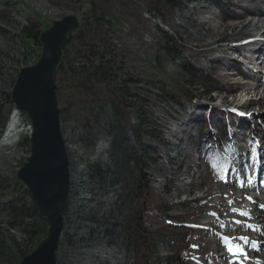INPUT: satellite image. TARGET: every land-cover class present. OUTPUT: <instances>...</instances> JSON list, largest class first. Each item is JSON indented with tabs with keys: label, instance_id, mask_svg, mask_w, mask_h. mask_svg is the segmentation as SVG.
Returning a JSON list of instances; mask_svg holds the SVG:
<instances>
[{
	"label": "rangeland",
	"instance_id": "374dc122",
	"mask_svg": "<svg viewBox=\"0 0 264 264\" xmlns=\"http://www.w3.org/2000/svg\"><path fill=\"white\" fill-rule=\"evenodd\" d=\"M258 2L182 0L176 7L162 0L105 2L109 21L95 34L98 52L105 54L91 60L103 56L111 78L90 80L86 89L64 82L59 89V124L69 153L70 187L56 264H141L142 253L150 252L147 239L153 232L167 237L152 251L154 256H172L177 264H264V256H254L253 251L264 244V236L254 232L264 220L252 219L258 214L256 207L264 205V189L249 188L256 184L258 158L264 157V102L259 100L264 62L251 61L249 54L256 56L250 50L254 43L242 52L230 49L259 38V28L251 31L254 36L235 38L226 29L229 39L213 43L221 25L260 18L264 0ZM254 6L255 15L247 17ZM86 8L82 0H0V238L12 250L21 235L3 230L4 202L17 192V170L29 155V147L18 140L29 136L28 124L19 113L18 133L5 138L14 108L6 114L4 101L24 66L19 34L31 15L51 25L67 15L79 19ZM260 37L262 43L255 47L264 51ZM166 40L179 59L163 55ZM68 49L73 58L74 48ZM80 55L73 64L87 65L85 54ZM162 69L175 85L192 94V101L180 98L175 103L165 96L159 88L169 79ZM254 70L261 72L255 71V81L240 86L238 75L252 78ZM198 75L217 81L221 90L206 93ZM236 87L240 91L234 97L228 92ZM113 106L122 116L114 113ZM113 140L118 142L115 149ZM224 145L235 152L231 160L220 157L225 163L218 168L215 153ZM146 146L158 148L160 156L146 159ZM134 158H139V166ZM96 163L101 174L87 168ZM139 174L144 193L161 198L169 213L161 215L131 194L132 180ZM234 207L244 209L234 213ZM164 218L169 219L167 224ZM127 225L144 238L143 248L135 254L124 245ZM0 264L15 263L0 257ZM149 264L157 263L151 259Z\"/></svg>",
	"mask_w": 264,
	"mask_h": 264
},
{
	"label": "trees",
	"instance_id": "16d2710c",
	"mask_svg": "<svg viewBox=\"0 0 264 264\" xmlns=\"http://www.w3.org/2000/svg\"><path fill=\"white\" fill-rule=\"evenodd\" d=\"M77 1L80 2V0ZM106 1L107 0H82L84 5L86 4L87 8L79 18L78 27L67 33V41L65 46L63 47L60 61L55 70L54 82L56 84L55 92L58 104L61 102L59 89L60 86L64 84V82L67 85L70 84L69 86L73 85L76 87L85 88L87 87V84L90 82V80L104 81L111 78L108 63L103 56H98L96 61L91 60V58H94L96 54H105V52H98L99 44L95 39V34L98 31L97 29L101 28L106 22L109 21L108 19H106ZM181 1L182 0H162L163 3L171 7L178 6ZM49 26L50 24L46 25L37 17L31 15V18L28 19L27 25L22 28L19 34V39L24 45V66L35 63V61L39 58L41 53L39 35ZM85 36H90L88 41H85ZM68 47L74 48L73 50L75 51H73V54H75V56H81L80 54L82 53L85 54L87 65H74L73 62L75 61V56H73V58H69ZM161 51L163 52L164 56L170 59L177 60L180 58V54H176L177 51L172 50L171 47L168 46V40H166L162 45ZM162 73L166 75L163 69ZM81 77L84 78L83 81H81ZM165 77L167 78V80L169 79L167 75ZM197 77L200 80L199 83L202 86L201 88H203L206 93L209 94L213 93V91L221 90V86L217 83V81L209 79L204 75H198ZM137 81L139 82V80ZM127 82L131 83L133 82V80L129 79L127 80ZM159 89L165 94L168 99L172 100L175 103H179L180 98H184L187 101L193 100L192 94L187 90L175 85L174 81L171 78L169 79L168 85H161ZM132 97H134V99L136 100L139 99V101L144 100L140 99L139 96L136 95H132ZM4 106L6 107V114H8V112L13 109V105L10 102L9 95L6 97V101H4ZM113 110L116 115L122 116L123 113L118 107L113 106ZM4 123L5 120H3L1 127H3ZM220 124L222 125V123ZM220 127L223 131V125ZM18 140L21 145L25 146L26 148L29 147L27 137L21 135L19 136ZM117 143L118 142L116 140L112 141V149L116 148ZM164 146L166 147V145ZM145 148L146 150L144 152V157L146 159L149 160L151 159V157H155L156 155L160 156L161 151L158 148L148 146H146ZM234 150L235 149L227 148V146L225 145L222 149L217 147L215 158L217 163L221 164L218 166V168L223 167L225 163V160L220 159V157L231 160L230 158L235 152ZM167 155L168 150L166 151L164 157L168 158ZM139 161V158H136L135 163L138 166ZM87 168L88 170L96 171L98 174L102 173V170L97 163L90 165ZM141 182L142 179L141 175L139 174L132 180V188L130 189L131 194H133V196L137 197L139 200H142L143 205L147 206L148 208H153L158 213L161 212V215H166L167 213H169L171 210L161 198L154 197L148 192L144 193L145 189L140 185L142 184ZM16 185L17 192L11 193L4 202L7 217L5 222L6 227L3 230L7 232L17 230L21 235V240L13 243L14 245L12 246V250L8 248V246L5 245L0 238V257H4L5 259L10 260L15 264H17L26 254L32 251L39 240L44 237L48 226L46 220L39 215L35 203L31 200L30 195L25 187L18 181L16 182ZM64 215L65 210L62 213V216ZM168 221V218H164V222H166L165 224H167ZM124 230L130 237L129 238L127 236L125 238L124 245L130 253L135 254L136 250H138L139 248H143L144 241L142 239L144 238H142L141 236L139 237L138 234L132 231L129 225L125 226ZM166 238L167 237L165 236V234H160L159 232H153L148 235L147 243L149 245L148 247L150 249V252L145 254L142 253V255L140 256V261L142 260L141 264H149L151 259H154L157 264H177V261L172 256L159 257L154 256V252H152L156 249L159 243H163ZM140 240H142L143 244H140Z\"/></svg>",
	"mask_w": 264,
	"mask_h": 264
},
{
	"label": "water",
	"instance_id": "95a60500",
	"mask_svg": "<svg viewBox=\"0 0 264 264\" xmlns=\"http://www.w3.org/2000/svg\"><path fill=\"white\" fill-rule=\"evenodd\" d=\"M78 25L77 16L67 15L43 30L39 35V58L18 71L10 93L14 110L30 126L29 155L17 170L16 178L48 224L46 235L18 264H56L70 178L54 75L67 33Z\"/></svg>",
	"mask_w": 264,
	"mask_h": 264
},
{
	"label": "bare ground",
	"instance_id": "6f19581e",
	"mask_svg": "<svg viewBox=\"0 0 264 264\" xmlns=\"http://www.w3.org/2000/svg\"><path fill=\"white\" fill-rule=\"evenodd\" d=\"M247 1H252V0H247ZM260 14H261V17L260 18H258V19H255V20H250L248 23H246V24H239L238 22H235V23H232V24H223V25H221V28H220V30H219V32H218V34H219V39L218 38H216V39H214L213 40V43H216V42H218V41H221L222 39H224V38H227V39H229L228 38V35H225L224 34V32H225V30L227 29V30H230V31H232L234 34L232 35V37H238V36H241V35H244V36H246V37H251V36H254V35H256V34H251V31H253V30H255V29H258L259 28V30H258V34H259V38H253V39H251V40H249V41H246V43H243V44H241V45H239L238 46V48H230V49H233V50H236V51H238V52H242L243 50H246L245 48L248 46L247 44H249V43H254L255 45H254V48L253 49H250V50H253V54L255 55L256 54V56L254 57V56H252L251 54H249V56H250V58H251V61H257V60H259L260 58H262L260 61H259V63L260 62H264V58L263 57H261V55H263L264 54V51H263V49H259V48H256L255 46H259L262 42H260L261 40H260V36H263L264 37V29H262V27H264V10H262L261 12H260ZM247 27H250V29H247ZM230 37V36H229ZM244 45V46H243ZM262 45H264V44H262ZM229 48H226V50H228ZM261 53V54H260ZM264 64V63H263ZM256 70H254V72L252 73V75H253V77L252 78H254L255 79V76H256V74L257 73H261L260 71L259 72H255ZM250 73V74H251ZM263 74H264V72H263ZM261 89H262V95H261V97L259 98V100L260 101H262V102H264V80L261 82ZM263 87V88H262ZM253 89V91L254 92H256L257 91V89L258 88H252ZM257 94H258V92H257ZM238 115V114H237ZM17 116H19V114H17V112H15V110H13V112L11 113V115H10V117H9V120H8V125L6 126L7 128H6V131H5V133H6V136H5V138H9L10 136H12V135H14L16 132H17V124H18V122H19V120L17 119ZM240 116V115H239ZM27 131H29V133H30V130H28V128L26 129ZM29 135V134H28ZM66 149H67V147H66ZM68 151V150H67ZM69 154V153H68ZM69 156V155H68ZM69 158V157H68ZM263 167H264V157L263 156H259V163H258V166H257V177H259V176H261V173H262V169H263ZM256 181V180H255ZM247 187H248V185H247ZM259 187L261 188V186H260V184H259V182L257 181L256 182V184H253V185H250L249 186V188L251 189V190H256V188L257 189H259ZM241 198H244V196L242 195V197ZM254 199L255 200H257V198L256 197H254ZM250 201L252 200V199H249ZM256 209H257V212H258V214L257 215H253L252 216V219H253V221H256V222H259L260 221V219L262 218V220L261 221H263L264 219V208H261V207H256ZM262 223V222H261ZM254 232H256V233H258V236H260V234L262 235V236H264V225H262V226H259V228H257L256 229V231H254ZM253 232V233H254ZM235 236H236V234H235ZM256 236V235H255ZM262 236H260V237H262ZM253 237V236H252ZM237 237H233V239L232 240H234V239H236ZM250 246V248L252 247V246H254L253 244H251V245H249ZM249 251V250H248ZM254 251V256H257V257H259V256H264V244H262V245H260V246H257L256 247V249H254L253 250ZM252 252V251H251ZM221 256V255H220ZM222 256H224V254H222ZM255 262H258V261H255ZM228 264V263H227ZM230 264H239V262L238 261H231V263Z\"/></svg>",
	"mask_w": 264,
	"mask_h": 264
},
{
	"label": "built area",
	"instance_id": "2783aa9c",
	"mask_svg": "<svg viewBox=\"0 0 264 264\" xmlns=\"http://www.w3.org/2000/svg\"><path fill=\"white\" fill-rule=\"evenodd\" d=\"M15 112H17V111L15 110ZM17 114H18V112H17ZM18 118L20 119L19 116H17V119H18ZM19 119H18V120H19ZM18 125H20V122H18ZM27 128H28V130H30V126H29V125H27ZM17 133H18V132H17Z\"/></svg>",
	"mask_w": 264,
	"mask_h": 264
},
{
	"label": "snow or ice",
	"instance_id": "6c2138e0",
	"mask_svg": "<svg viewBox=\"0 0 264 264\" xmlns=\"http://www.w3.org/2000/svg\"><path fill=\"white\" fill-rule=\"evenodd\" d=\"M233 111H235V109H233ZM261 208H264V205H261ZM243 215H247V213H242ZM230 251L232 250L231 248L229 249Z\"/></svg>",
	"mask_w": 264,
	"mask_h": 264
}]
</instances>
